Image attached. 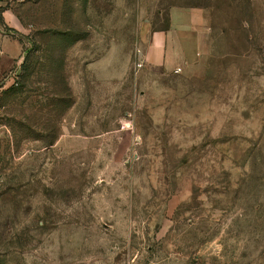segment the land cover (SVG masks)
<instances>
[{
  "label": "rangeland",
  "instance_id": "374dc122",
  "mask_svg": "<svg viewBox=\"0 0 264 264\" xmlns=\"http://www.w3.org/2000/svg\"><path fill=\"white\" fill-rule=\"evenodd\" d=\"M4 50L0 264H264V0H0Z\"/></svg>",
  "mask_w": 264,
  "mask_h": 264
},
{
  "label": "crops",
  "instance_id": "0c3cea01",
  "mask_svg": "<svg viewBox=\"0 0 264 264\" xmlns=\"http://www.w3.org/2000/svg\"><path fill=\"white\" fill-rule=\"evenodd\" d=\"M166 37L168 36L166 35L165 38ZM165 38L162 41L152 39L150 41L149 47L141 50L140 58L146 63H156L157 59L161 57V63L166 68L181 69L186 63L189 62V53L186 50H181L180 53L176 52L177 54L175 56V54H173L174 51L172 46L169 45L168 41H165ZM4 52L5 53H3L0 57V63L3 69L7 68L17 56L16 52L9 54L5 50Z\"/></svg>",
  "mask_w": 264,
  "mask_h": 264
},
{
  "label": "trees",
  "instance_id": "16d2710c",
  "mask_svg": "<svg viewBox=\"0 0 264 264\" xmlns=\"http://www.w3.org/2000/svg\"><path fill=\"white\" fill-rule=\"evenodd\" d=\"M23 64V63H22Z\"/></svg>",
  "mask_w": 264,
  "mask_h": 264
}]
</instances>
